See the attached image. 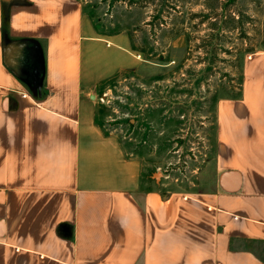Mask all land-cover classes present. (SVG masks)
<instances>
[{"label":"crops","instance_id":"0c3cea01","mask_svg":"<svg viewBox=\"0 0 264 264\" xmlns=\"http://www.w3.org/2000/svg\"><path fill=\"white\" fill-rule=\"evenodd\" d=\"M127 50L78 0H0V264H264V53L216 98L213 185L188 193L150 186L96 120Z\"/></svg>","mask_w":264,"mask_h":264},{"label":"rangeland","instance_id":"374dc122","mask_svg":"<svg viewBox=\"0 0 264 264\" xmlns=\"http://www.w3.org/2000/svg\"><path fill=\"white\" fill-rule=\"evenodd\" d=\"M78 1L96 36L126 41L134 63L93 89L99 125L140 161L150 186L211 189L214 99L237 93L243 61L264 53V0H222L243 17L219 31L200 14L204 0Z\"/></svg>","mask_w":264,"mask_h":264},{"label":"trees","instance_id":"16d2710c","mask_svg":"<svg viewBox=\"0 0 264 264\" xmlns=\"http://www.w3.org/2000/svg\"><path fill=\"white\" fill-rule=\"evenodd\" d=\"M204 6V12L206 13H200L203 17V20H208L210 17H213L214 20L211 21L209 27L212 31H219L222 28H228V30H233L234 27L233 24L242 23L241 18L243 15L241 14V11H238V7H236L235 10H226L225 5L222 0H204L203 3ZM235 17H238L235 21ZM218 21V22H217ZM202 23L204 21H201ZM217 22V23H215ZM233 23V24H232ZM4 28H5V22H4ZM16 44V43H15ZM239 83H238V92L233 94L232 97H237L240 92V84H241V76L238 77ZM35 97L41 98L42 97V90L41 86L35 89ZM215 101V99H214Z\"/></svg>","mask_w":264,"mask_h":264},{"label":"water","instance_id":"95a60500","mask_svg":"<svg viewBox=\"0 0 264 264\" xmlns=\"http://www.w3.org/2000/svg\"><path fill=\"white\" fill-rule=\"evenodd\" d=\"M28 56L34 58V59L36 60V62H37V64H35V67H33L32 69H29V71H30V75H31V77H32V78H30V79H31V83H32V85H31V89H32L33 91H35V89L38 88V87L40 86V80H41V78H42L40 72H39L38 75H36V72L38 73V68H39L38 61H37L38 55H37V54L34 55L33 53H29V54L27 53V54H23L22 58H23V59H24V58H28ZM22 61H23V60H22ZM23 62H24V61H23ZM158 176H159V174H158V173H155V174H153L152 177L154 178L155 181H157Z\"/></svg>","mask_w":264,"mask_h":264}]
</instances>
